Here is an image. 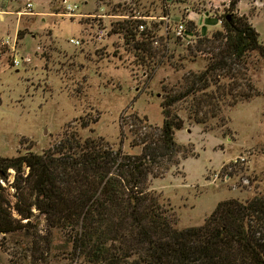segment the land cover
<instances>
[{"label": "rangeland", "instance_id": "1", "mask_svg": "<svg viewBox=\"0 0 264 264\" xmlns=\"http://www.w3.org/2000/svg\"><path fill=\"white\" fill-rule=\"evenodd\" d=\"M69 1L79 5L78 15H65L63 0H33V13H25L27 0H0V11L5 13L0 18V156L43 153L72 133L83 139L102 137L115 149L141 153L142 147L133 145L139 125L136 116L147 119L145 123L163 125L162 100L168 92L164 86L180 88L184 75L207 66L213 47L204 39L225 30V18L232 12L231 0ZM245 2L244 9L251 5L264 37V0ZM188 8L209 18L208 26L196 30L187 48L172 44L167 55L162 47L150 55L135 46L142 38L136 35L140 22L154 24V31L160 34L167 23L161 16L171 14L174 25L183 16L190 20ZM235 12L242 15L237 7ZM127 16L149 17L131 28L135 37L128 29L132 24L126 21L134 19ZM71 37L81 44H72ZM6 38H16V53L30 54L31 61L13 66V54L3 41ZM243 59L232 73L221 76L226 88L238 84L232 90L234 96L228 94L222 100L216 116L210 105L199 114L207 115V122L190 117L195 114L193 95L172 106L184 119L175 138L185 152L178 155V163L165 160L162 167L156 166L158 173L171 164L162 175L150 174L148 182L177 229L204 224L220 201H246L264 192V57L250 51ZM215 88L212 85L210 90ZM140 131L148 132L147 128ZM10 172L2 183L14 215L19 216L15 170ZM36 214L35 231L49 233L45 215ZM53 234L54 249L44 247L48 264H69L63 256L71 245L63 232L53 230ZM26 241L31 239L25 232H0V264H9L11 252L21 255Z\"/></svg>", "mask_w": 264, "mask_h": 264}, {"label": "trees", "instance_id": "2", "mask_svg": "<svg viewBox=\"0 0 264 264\" xmlns=\"http://www.w3.org/2000/svg\"><path fill=\"white\" fill-rule=\"evenodd\" d=\"M239 1L231 0L225 30L204 39L213 47L207 66L184 75L180 88L164 86L168 92L162 100L163 125L145 123L147 119L136 116L139 125L133 145H140L141 153L115 149L102 137L83 139L72 133L43 153L0 156V232H25L31 239L22 245L21 255L11 252L9 264L43 260L48 264L44 247L54 249L53 230L63 232L71 245L63 256L69 264H264V192L246 201H220L204 224L177 229L148 182L150 174L162 175L185 152L175 138L184 119L172 106L193 95L195 114L190 117L207 122L209 117L200 116L201 111L210 105L216 116L222 100L228 94L234 96L232 90L238 86L233 82L226 88L221 76L232 73L236 64L241 66L250 51L264 57L260 33L248 16L235 12ZM126 21L132 24L131 30L138 20ZM162 44L161 51L167 55L170 50ZM135 46L150 55L158 50L150 37L137 40ZM212 85L217 88L210 90ZM143 128L148 132L142 134ZM165 160L171 164L156 173L155 167H162ZM11 169L15 170L19 216L14 215L2 183ZM37 212L45 215L49 233L35 231Z\"/></svg>", "mask_w": 264, "mask_h": 264}, {"label": "built area", "instance_id": "3", "mask_svg": "<svg viewBox=\"0 0 264 264\" xmlns=\"http://www.w3.org/2000/svg\"><path fill=\"white\" fill-rule=\"evenodd\" d=\"M63 3L65 5V8L67 9L66 13H64L65 15H68L70 17L78 15L77 11L79 9V5L77 3L70 2L69 0H63ZM33 8H34L33 0H27L26 6H25V12L33 13ZM186 11L188 12L186 17H188V19L190 20H187V18L183 16L178 21H175L174 25L171 24L172 22L171 14L167 16H161L160 20H166L167 23H165V25L161 23V25H163V28L160 34H157L154 31V28H153V26L155 27L154 24L149 25L146 22H140V24H138V27L136 28L137 30L136 35L137 33H139V35L142 37V38H139L141 40L145 39L146 37H150V39H153L154 46H157V47H161L163 45L162 44V41H163L167 44L170 51H172V44H176L178 46H184L187 48L190 44L193 43L194 36L196 35V30H199L201 28L205 29L208 26L206 21H207V18H209V15L204 12H200V11H197V12L192 11L190 8H188ZM127 17H130L129 19H134L138 21H141L140 19L149 18L148 16H127ZM190 21L193 22L192 26L189 25ZM218 22L222 24L223 20L218 19ZM106 32H107V29H106ZM101 35L103 36V33ZM3 41L5 45L9 46L13 54V64H12L13 66L19 67L20 65H22L23 62L31 61L30 54L25 55V56H18V54L16 53V50H17L16 38L12 40L10 38H6ZM70 42L74 45L81 44V41L75 37H71Z\"/></svg>", "mask_w": 264, "mask_h": 264}, {"label": "crops", "instance_id": "4", "mask_svg": "<svg viewBox=\"0 0 264 264\" xmlns=\"http://www.w3.org/2000/svg\"><path fill=\"white\" fill-rule=\"evenodd\" d=\"M85 3L88 4L89 1L86 0ZM245 4H246L245 0H240L239 3H238V5H237V9L242 11V12H241L242 15H243V14H246V15L249 17L250 22L254 25V27H256V29H257L258 32L260 33V39L264 41L263 33H262L261 29H259V27L256 25V23H255V17H254V15L251 13V5H250V7L248 6L247 8L245 7V9H244ZM5 12H6V11H5ZM25 13H26V12H25ZM37 13H38V12H37ZM0 18H1V19H4V18H5V13H3V12L0 11ZM260 19H261V18H260Z\"/></svg>", "mask_w": 264, "mask_h": 264}]
</instances>
